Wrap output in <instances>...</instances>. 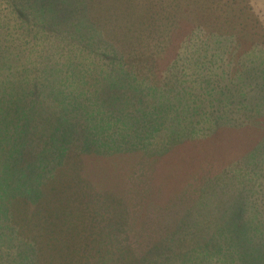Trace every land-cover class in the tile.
I'll use <instances>...</instances> for the list:
<instances>
[{
	"label": "rangeland",
	"instance_id": "1",
	"mask_svg": "<svg viewBox=\"0 0 264 264\" xmlns=\"http://www.w3.org/2000/svg\"><path fill=\"white\" fill-rule=\"evenodd\" d=\"M0 95V264H73L105 215L133 264H264V0H0Z\"/></svg>",
	"mask_w": 264,
	"mask_h": 264
},
{
	"label": "trees",
	"instance_id": "2",
	"mask_svg": "<svg viewBox=\"0 0 264 264\" xmlns=\"http://www.w3.org/2000/svg\"><path fill=\"white\" fill-rule=\"evenodd\" d=\"M239 18V17H238ZM233 20H234V22H231L232 20H231V18H230V20H229V23H230V26H231V24L233 25V24H235L236 23V20H235V15H233ZM228 23V22H227ZM37 27H38V25H37ZM224 27H227L226 25L224 26ZM41 26H40V30L39 31H37V33H36V35L32 38V40H35V39H38V38H41V36H39L38 37V35L40 34V33H42V31H41ZM227 28H229V27H227ZM232 28H236L235 26H232V27H230L229 28V30H227V31H229V32H233V29ZM31 31H32V29H30V28H28V32H29V34H31ZM121 32H122V30H121ZM133 61H134V59L132 58V57H130ZM8 62H10L11 61V70H10V72H11V74H16L18 71H16V70H14V67L17 65L16 64V62H14V61H12V59H10V58H8ZM21 69H25V63L22 65V68ZM28 69V67L26 68V70ZM15 79L17 80V82L20 84V86L22 85V84H24V82H22V81H20L19 82V79H17L16 78V76H15ZM23 88V93L25 94V92H27V90L26 89H24V87H22ZM23 94V95H24ZM2 97H4L3 95H0V112H6V115H7V111L8 110H5V108H6V105H5V102L3 103V101L1 100V98ZM8 109H9V106H8ZM9 112H10V110H9ZM61 136V135H60ZM58 134H57V136L54 138V140L57 142V139H58ZM65 144H67L68 143V140H66L65 139V137H63V139H61ZM57 143H59V142H57ZM60 144V143H59ZM62 148V147H61ZM69 148V147H68ZM253 149H255V152H256V150H258V147H257V144H256V146H254V148ZM69 150L70 149H67L66 147H64L63 149H62V152H61V154L62 155H64V154H70V153H67V152H69ZM244 154L245 155H249V151L248 150H246V147L244 148ZM242 151V152H243ZM241 152V151H240ZM239 152V153H240ZM11 153L14 155L13 157H16L17 158V156L11 151ZM31 155V154H30ZM253 155L254 154H251V155H249V156H247V157H245V156H243V157H240V158H243V159H241V160H244V161H248V165L250 164L251 165V163L253 162L254 164H255V160H253ZM250 157V158H249ZM62 159H63V161H65V163H63V165L62 166H67V167H69L70 166V164H71V162L69 163L67 160H66V157H61ZM35 159V157H31L30 156V161H33ZM34 161H37V160H34ZM42 161V160H41ZM41 161H39V162H41ZM29 163V162H28ZM41 164H42V162H41ZM66 164V165H65ZM40 167H41V165H40ZM222 175V174H221ZM244 174H242V171L241 170H238V172H237V177H236V179H234V182H235V184H236V186H237V184H238V181H239V184L241 185V181H240V179L242 180V176H243ZM246 175V174H245ZM4 177H5V175H4ZM221 177V176H220ZM263 178V177H262ZM4 179V178H3ZM2 179V180H3ZM260 179L261 178H257V181H259L260 182ZM250 181H253V178H251L250 179ZM1 182V181H0ZM227 178L225 177V178H223V180H220V178L217 180V186H219V187H223L224 185L226 186V184H227ZM261 184H262V182H260ZM259 183V184H260ZM235 184H232V185H235ZM230 187H232V186H230ZM229 187V188H230ZM264 188V187H263ZM258 192L259 193H261V194H264V191H259L258 190ZM201 197V196H200ZM200 197H198V195H197V197H194V195H191V196H188V198H187V200H186V205H187V209L189 208L190 210L192 209V211L194 210V211H197V208H199L200 206V203H201V201L199 200V198ZM190 200V201H189ZM232 202H234V201H232ZM260 203L262 204V203H264V201L263 200H261L260 201ZM240 206H242V204H241V201L240 202H238V207H240ZM189 212V213H187V217H189V218H192V215H193V212ZM238 211V210H237ZM262 211V213L264 214V210L262 209L261 210ZM240 212H242V211H240ZM239 212V213H240ZM32 218H31V220L29 221V219L27 218V220L25 221V223H24V225H23V228H20L21 229V231H22V234H25V229L29 226V225H31V224H33V225H35V214H31L30 215ZM105 216H107V229H106V231L104 232V234L103 235H101V236H97V235H95V237H97L98 238V240H93L92 242H91V244H90V248H86V249H84L83 250V252L80 254L79 252V250L78 251H76L75 252V261L73 262V264H133V261H134V259L136 258H138L137 257V255H136V252L137 253H140L139 251H137V249L136 248H138V245H136V244H131L130 243V239H129V237L128 236H125V231H124V227L125 226H127L128 224L124 221V218L122 217V218H120V219H118V220H120V222L119 221H115V219H117L116 217H110L111 215H105ZM250 217H251V219H252V214L251 215H249ZM106 218V217H105ZM257 218H259V217H257ZM32 219H34V221L32 220ZM243 219V218H242ZM256 219V218H255ZM264 221V217L263 216H260V223H262ZM198 222H196V224H194V226H191L190 224H189V221H187L186 222V228L188 227V228H191V229H194V232H191L190 233V235H191V238H190V240H189V242L191 243V245H196V244H198V236H199V233L198 232H200V231H198L197 229H196V226H199L200 227V225H198L197 224ZM209 225H210V227H215V225H216V222H214V223H212V222H209L208 223ZM244 226H246L245 224H243ZM220 226V225H219ZM88 227V223L87 224H80V227H76L75 228V230H77L78 232H83L84 231V229L85 228H87ZM240 227H241V223H240ZM206 228V227H205ZM174 240H176V237L175 238H173L172 240H171V242L170 241H167L166 242V244H167V246H166V248H169V252H167V251H165L164 253H162V254H158L156 257H154V258H158V259H162V256H167V260L168 261H172L174 258H176V257H178L179 255H180V253L182 252V251H186V252H188L187 251V249L188 248H193V246H191V245H189V244H186V246L185 247H182L183 245H182V239H177V241L178 242H180V244L178 245V247L177 248H175V249H173L172 250V246L170 247L169 246V244L170 243H172ZM188 241L187 240H185V243H187ZM164 243V241L163 240H161L158 244L160 245V244H163ZM34 244V243H33ZM169 246V247H168ZM34 247H35V245H34ZM155 247V246H154ZM199 247V246H198ZM41 250H42V248H40ZM180 250V253H175L174 251H179ZM255 250L261 255V257L262 258H264V251L262 250V249H260V248H255ZM170 252H174V253H171L170 254ZM166 253V254H165ZM167 253H168V255H167ZM171 257H174L172 260L170 259ZM180 257V256H179ZM40 259H41V257H40ZM66 259V258H65ZM180 259L183 261V259H182V257H180ZM43 263H47L48 262V260L47 259H45V258H42V260H41ZM191 262L193 261V260H190ZM249 261L250 260H248V263H249ZM68 264H72V263H68ZM249 264H257V263H249ZM260 264V263H259Z\"/></svg>",
	"mask_w": 264,
	"mask_h": 264
}]
</instances>
